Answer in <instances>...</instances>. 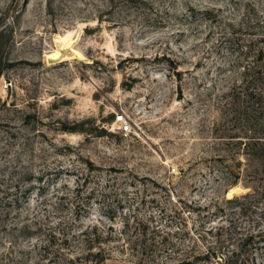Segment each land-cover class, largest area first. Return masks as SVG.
I'll return each mask as SVG.
<instances>
[{"label": "rangeland", "instance_id": "obj_1", "mask_svg": "<svg viewBox=\"0 0 264 264\" xmlns=\"http://www.w3.org/2000/svg\"><path fill=\"white\" fill-rule=\"evenodd\" d=\"M231 253L264 264V0H0V264Z\"/></svg>", "mask_w": 264, "mask_h": 264}, {"label": "bare ground", "instance_id": "obj_2", "mask_svg": "<svg viewBox=\"0 0 264 264\" xmlns=\"http://www.w3.org/2000/svg\"><path fill=\"white\" fill-rule=\"evenodd\" d=\"M55 40H56L57 49L52 54L50 53L51 55H49V61H51L52 63H56V62L67 61L69 59H74V58L80 59L81 58V55L78 52L72 50V41H71L70 34H67L62 37H56ZM65 49H69L70 53L61 54L60 51L65 50ZM239 192H238V189H235V188L229 190L228 191L229 194H227L228 198H230L233 195V193L238 194Z\"/></svg>", "mask_w": 264, "mask_h": 264}, {"label": "trees", "instance_id": "obj_3", "mask_svg": "<svg viewBox=\"0 0 264 264\" xmlns=\"http://www.w3.org/2000/svg\"><path fill=\"white\" fill-rule=\"evenodd\" d=\"M19 205V198L18 197H15L14 200L9 204V208H13V206H18ZM252 236H248L246 237L245 240H243V243H247V242H250L252 239ZM218 246H216V248H208L207 252H206V255H205V258H210V257H214L217 255V251L216 250H219L220 248H222V242L219 240L218 242ZM215 249V250H214ZM234 254L231 253V257L229 258H225V260H222V262L224 261L225 264L229 262V260L232 258ZM96 258V255L95 256H90V259L87 261V264H102V262H100L99 260L97 259H94ZM76 263V260L72 261V260H69L66 264H75Z\"/></svg>", "mask_w": 264, "mask_h": 264}, {"label": "built area", "instance_id": "obj_4", "mask_svg": "<svg viewBox=\"0 0 264 264\" xmlns=\"http://www.w3.org/2000/svg\"><path fill=\"white\" fill-rule=\"evenodd\" d=\"M125 128V127H124Z\"/></svg>", "mask_w": 264, "mask_h": 264}]
</instances>
